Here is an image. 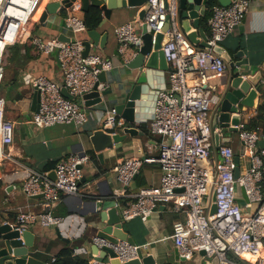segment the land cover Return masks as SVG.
<instances>
[{"label": "built area", "instance_id": "2783aa9c", "mask_svg": "<svg viewBox=\"0 0 264 264\" xmlns=\"http://www.w3.org/2000/svg\"><path fill=\"white\" fill-rule=\"evenodd\" d=\"M250 1L231 0L227 5L210 6L205 47L190 43L181 30L177 0H146L149 6L142 21H128L113 29L117 55L123 64L135 55V47L141 45L139 29L145 25L147 31L164 34L160 49L169 65L167 84L158 91L148 122L150 133L160 137L158 154L122 160L114 168L112 180L117 197L132 184L143 163L155 162L161 172L158 185L138 188L126 203L115 200V207L122 221L135 217L146 221L161 204L182 214V219L172 223L170 238L178 256L186 261L203 251L209 264H264V183H261L264 148L258 144L263 136L258 130L245 128V123L237 125L241 155L249 163L235 177V153L226 143L215 148L209 119L219 93L214 81L226 70L222 53L214 48L222 47L226 36L241 25ZM39 2L0 0V82L7 47L21 42L28 34L38 53L56 52L62 87L73 96L64 97L57 82L25 72L22 83L38 91L37 107L29 122L36 128L54 124L79 127L93 117L100 128L114 132L124 121L113 107L91 110L82 103V96L93 89L101 71H110L112 62L98 53L83 55V39L78 36L87 29L80 1L64 8L63 24L74 41L30 35L33 12ZM261 71L264 80V66ZM104 88L105 83L98 82L97 89ZM12 140L13 123L5 117V101L0 97V159L6 156L4 145ZM86 161L82 152L69 153L55 164V180L47 172L29 170L20 190L27 197L41 196L44 205L50 208L62 197L76 195L81 167ZM239 187L246 197L244 203L238 200ZM2 222L19 232L34 224L53 226L60 237L70 241L80 238L86 226L84 219L75 213L57 216L48 210L19 211L14 220ZM91 245L113 248L121 262L134 258L137 252V247L126 241L110 244L93 236L88 244L73 245L72 254L86 256L88 264H104L91 253ZM53 260L51 257L44 264Z\"/></svg>", "mask_w": 264, "mask_h": 264}, {"label": "crops", "instance_id": "0c3cea01", "mask_svg": "<svg viewBox=\"0 0 264 264\" xmlns=\"http://www.w3.org/2000/svg\"><path fill=\"white\" fill-rule=\"evenodd\" d=\"M49 1L51 0H40L37 4L32 16L30 35H38L43 39L59 38L61 34L69 37L70 33L63 24L64 8L57 9L55 13L49 14L44 22L39 21V17ZM210 1L213 0H208L205 14L199 18V28L206 36L208 35L207 21L210 16ZM137 11L138 8L115 10L101 27H96L100 32H107V40L103 49L93 48L91 52L107 57L112 62V68L106 72L107 82L105 88L115 89L121 87L127 77L130 79L129 70L117 55V42L113 29L125 22L136 21ZM102 19L103 16L101 15ZM183 22L190 24L191 20H185L178 14V23L181 30L186 35L194 31L191 24L190 28L185 30ZM78 37L84 40L86 34L80 33ZM197 40L201 39L197 38ZM221 45L229 59H224L226 70L214 81L219 88V92L224 89L221 82L227 77L229 63L240 60V57L235 56L238 50L242 51V56L247 59L246 74L253 75L258 71L262 73L261 70L264 66V0L250 1L249 10L246 12L243 22L226 36ZM196 46L200 47L199 45ZM7 54L11 64L9 69L5 70L2 78V81H5V90L0 97L5 101V117L13 123V140L11 144L4 145L3 152L6 156L0 159V221L14 220L19 211L37 213L48 210L57 216L75 213L82 217L86 223L82 236L74 241L60 237L53 226H40L37 224L29 226L27 229L34 236L31 250L34 252L35 257L48 261L63 246L69 245L72 247L73 245L88 244L95 236V227H93V224L92 226L89 225L93 221L94 214L89 212L80 215L78 213L80 204H77L76 197L80 196L85 199L84 210L88 212L91 207L88 199L92 196L91 194L100 198V188L106 190L110 187L112 189L113 192L109 198L113 199L115 206V200L122 204L131 200L133 194L140 187L158 185L161 172L155 162L143 163L132 184L125 189L124 194L117 197L115 184L112 180L114 168L122 160L143 156L155 157L158 154L160 137L151 134L148 129L153 105L149 94H142L144 104L138 108L139 119L145 120L142 123L136 122L134 124L139 133L133 137L126 136L120 147L106 150L101 160L91 150L87 140L88 135L93 130L100 128V124H97L93 117H90L84 125L79 127L73 124H54L36 128L29 122L31 113L34 111L32 108L33 89L22 83L21 76L25 72H29L33 76H45L62 87V74L56 52L38 53L31 43V38L28 34H25L21 42L13 45L12 49L7 51ZM167 76L168 70L165 71V84H167ZM152 85L153 87L162 88L163 84L160 77L153 78ZM149 92L152 93L153 91ZM262 100L261 93H257L253 99L252 107L244 109L242 123H246L250 117L256 115V109ZM112 106V103H106V105H93L86 108L105 110ZM212 109L213 107L209 112V119ZM106 131L113 132V130ZM220 138L232 147L235 155L239 156L237 170L238 173L242 172L247 168L249 162L247 157L241 155L242 149L237 131H226L220 134ZM72 152H82L87 156V161L81 167V178H84V180L79 181L76 195L64 196L59 202L48 208L44 205L41 196L27 197L21 192L20 184L29 170L47 172L49 175L55 164ZM101 181H105V183L97 186L96 184ZM10 185H14L15 189H11ZM7 190L10 191L9 194ZM237 196L240 203L245 202L240 187L237 190ZM182 218V214L173 212L169 205L161 204L153 210L146 221H142L139 217L132 218L124 222L123 229L134 240L138 253L141 252L142 255L152 254L159 264H183L180 262L181 258L178 256L170 238L172 223L176 219ZM89 248L92 253L91 246ZM184 264H209V259L198 252L194 254L191 260L185 261Z\"/></svg>", "mask_w": 264, "mask_h": 264}, {"label": "water", "instance_id": "95a60500", "mask_svg": "<svg viewBox=\"0 0 264 264\" xmlns=\"http://www.w3.org/2000/svg\"><path fill=\"white\" fill-rule=\"evenodd\" d=\"M75 0H51L46 5L39 17L40 22H44L49 14H53L57 9L67 8ZM82 6V11L88 12L90 7L99 8L103 19L98 24L101 27L105 20H108L113 11L125 8H138L136 13L137 20L142 21L148 9L146 0H79ZM179 15L185 20H191V25L194 31L186 35L190 43L205 47L206 35L199 28V18L205 14L208 0H177ZM231 0H217L220 5H227ZM190 24L183 22L185 30L190 28ZM165 30V28H164ZM142 43L135 47V55L126 62V68L129 70L130 79H126L121 87L115 89L104 88L97 89L98 82H107L106 72L101 71L98 75V81L93 89L82 96L83 105L91 107L93 105L111 104L116 113L123 119L124 123L115 129L113 133H109L102 128L93 130L88 135V142L91 150L101 160L103 153L112 148L121 146V142L126 136L133 137L138 134L137 128L134 126L136 122L142 123L139 119L138 108L144 104L142 94L151 95V100L154 101L161 87H153L152 80L160 77V81L165 87V71L169 69L161 48L164 39L163 33L154 34L153 31H147L145 25L139 29ZM185 33V32H184ZM86 39H84L83 55L86 56L93 48L103 49L107 40V32H100L96 28L86 31ZM200 38L201 40H197ZM63 41H74V38L64 36L59 37ZM217 52L222 53L223 58L229 59L226 52H223L222 47L214 48ZM242 51L238 50L235 53L236 57H240L238 62H230L227 67V77L221 82L224 89L218 93L217 102L214 104L210 114V124L213 129V142L215 148L225 141L220 138V134L226 131H237V125L241 123L242 113L246 107L250 108L253 105V99L257 93H261V87L264 86L263 75L260 71L253 75L246 74L248 65L247 59L242 56ZM162 87V88H163ZM153 91L152 93L149 91ZM61 93L64 97L72 99L73 96L68 93L66 88L61 87ZM38 101V91L34 88L32 95V108L36 110ZM153 105L152 111L153 114ZM260 147L264 148V137L258 141ZM216 160L217 155L214 151L213 155ZM235 170L234 176L239 175L237 165L239 156H234ZM81 167V166H80ZM49 177L55 180L54 171L49 174ZM82 177V176H81ZM81 178L80 181H83ZM79 183V182H78ZM105 181L97 183L101 186ZM241 193L246 200L242 188ZM112 189L103 190L100 188L99 197L91 194L88 201L91 203L90 209L84 210L85 199L76 197L77 204H80L78 213L85 215L87 213L94 214L93 221L90 226L95 227V237L102 239L110 244H117L119 241H126L129 245L135 246L134 240L128 236L123 229V224L117 208L114 206V201L109 198L112 194ZM91 193V191H90ZM107 199H102V198ZM206 197H204L203 201ZM214 210V207L212 208ZM34 236L28 229L21 232L14 230L8 223L0 221V264H44L45 261L35 257L31 250L33 247ZM92 253L96 254V259L104 264H159L152 254L142 255L141 252H136V256L127 261H120L117 258L113 248L101 246L97 248L91 245ZM204 254L203 251H200ZM186 260L180 259L184 264Z\"/></svg>", "mask_w": 264, "mask_h": 264}, {"label": "trees", "instance_id": "16d2710c", "mask_svg": "<svg viewBox=\"0 0 264 264\" xmlns=\"http://www.w3.org/2000/svg\"><path fill=\"white\" fill-rule=\"evenodd\" d=\"M217 1H210L209 7ZM84 23L87 30L95 29L101 21V11L97 7H90L88 12L83 14ZM3 78V75H2ZM1 78V81H2ZM261 95L263 100L259 103L256 109V115L250 117L245 123V128L250 130H258L264 137V86L261 87ZM261 183H264V157ZM54 260L50 264H88V259L83 255H73L72 247L69 245L63 246L54 256ZM48 260H51L49 258Z\"/></svg>", "mask_w": 264, "mask_h": 264}, {"label": "rangeland", "instance_id": "374dc122", "mask_svg": "<svg viewBox=\"0 0 264 264\" xmlns=\"http://www.w3.org/2000/svg\"><path fill=\"white\" fill-rule=\"evenodd\" d=\"M12 49V46H8L7 47V51H10ZM8 62V63H7ZM11 61L8 59V54L6 55L5 59L2 61V65H3V74L5 73V70H8L10 67ZM5 81L3 80L2 82H0V96L2 95L3 91L5 90V85H4Z\"/></svg>", "mask_w": 264, "mask_h": 264}]
</instances>
